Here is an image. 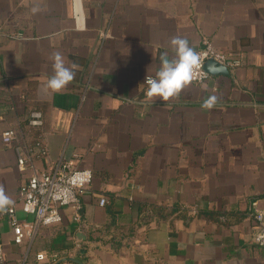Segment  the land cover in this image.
Instances as JSON below:
<instances>
[{
	"label": "crops",
	"instance_id": "0c3cea01",
	"mask_svg": "<svg viewBox=\"0 0 264 264\" xmlns=\"http://www.w3.org/2000/svg\"><path fill=\"white\" fill-rule=\"evenodd\" d=\"M177 35L242 64L150 99L146 76L161 54L174 57ZM54 52L79 65L60 92L43 87ZM210 95L217 104L202 110ZM34 110L42 127L28 124ZM18 148L30 156L24 171ZM60 159L94 174L83 221L63 208L61 224L16 244L0 212L4 264H42L40 253L63 264H264L253 240L264 208V0H0V188L19 218L34 221L21 186Z\"/></svg>",
	"mask_w": 264,
	"mask_h": 264
},
{
	"label": "built area",
	"instance_id": "2783aa9c",
	"mask_svg": "<svg viewBox=\"0 0 264 264\" xmlns=\"http://www.w3.org/2000/svg\"><path fill=\"white\" fill-rule=\"evenodd\" d=\"M17 38L21 37L17 36ZM195 51L201 54V66L197 70L193 83H204L211 77L205 70V64L210 59L228 68H237L242 64L241 60L230 58L208 41L204 42L202 48ZM29 124L35 128L42 127L44 125L43 113L40 111L33 112ZM2 138L5 144H11L15 138V132L7 130L3 133ZM35 146L41 155H48V147L44 141H39ZM17 153L19 169L24 171L30 156L21 148L17 149ZM93 178L92 170L78 169L64 159L53 163L52 166L42 172L34 171L19 191V199L23 203V212L34 218V221L19 218L13 204L4 211L14 233L15 243L23 244L26 241H32L39 226L50 227L61 224L64 219L63 208H70L73 211L75 222L81 223L83 221L81 195L92 184ZM107 204V198H101L100 205L105 206ZM192 213L197 214V211ZM253 218L257 228L253 238L254 243L264 248V208H257L253 213ZM50 257L54 261L59 259L58 254L40 253L37 255V260L43 262ZM5 261V247L0 243V264H4Z\"/></svg>",
	"mask_w": 264,
	"mask_h": 264
},
{
	"label": "clouds",
	"instance_id": "9594fccd",
	"mask_svg": "<svg viewBox=\"0 0 264 264\" xmlns=\"http://www.w3.org/2000/svg\"><path fill=\"white\" fill-rule=\"evenodd\" d=\"M39 9L32 8L36 13ZM169 45L174 53L169 58L167 53L160 56V68L155 76H146L145 82L148 85L146 95L148 98H159L166 102L170 98L178 96L188 86L197 74L201 66V54L196 52L186 38L173 36ZM53 75L47 79L43 87L52 92H60L65 89L75 78L79 65L71 63L66 65L65 58L60 52H54L51 56ZM218 102L216 95L208 96L201 104L202 110H211ZM13 201L4 194L0 188V212L7 210Z\"/></svg>",
	"mask_w": 264,
	"mask_h": 264
},
{
	"label": "water",
	"instance_id": "95a60500",
	"mask_svg": "<svg viewBox=\"0 0 264 264\" xmlns=\"http://www.w3.org/2000/svg\"><path fill=\"white\" fill-rule=\"evenodd\" d=\"M205 70L210 75H219V74L230 75V70L227 66L220 64L213 59H210L206 62ZM65 261L75 263V264H84L82 261L75 259V258H69V259H66Z\"/></svg>",
	"mask_w": 264,
	"mask_h": 264
},
{
	"label": "trees",
	"instance_id": "16d2710c",
	"mask_svg": "<svg viewBox=\"0 0 264 264\" xmlns=\"http://www.w3.org/2000/svg\"><path fill=\"white\" fill-rule=\"evenodd\" d=\"M35 111H38V110H34V111H32L31 114H32L33 112H35ZM31 114H30L29 119H28V124H29V121H30ZM29 126H30V125H29ZM39 141H41V138H40V137L37 138V139L33 142V145H36ZM83 250H84V253H83L81 256H82L83 259H86V257H87V253H86V252H87V249H86V246L83 247ZM51 254H52V253H50V255H51ZM61 259H62V257L59 256V259L56 260V261H54V260L50 257V258L47 259L46 261H43V262H40V263H42V264H63V261H62Z\"/></svg>",
	"mask_w": 264,
	"mask_h": 264
}]
</instances>
